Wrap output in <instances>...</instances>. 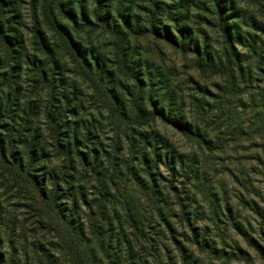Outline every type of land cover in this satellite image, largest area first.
Returning <instances> with one entry per match:
<instances>
[{
    "label": "rangeland",
    "instance_id": "374dc122",
    "mask_svg": "<svg viewBox=\"0 0 264 264\" xmlns=\"http://www.w3.org/2000/svg\"><path fill=\"white\" fill-rule=\"evenodd\" d=\"M7 1L11 23L25 40L22 56L41 61L47 58L41 39L35 36L41 29L47 44L55 46L51 12L61 5L78 12L80 6L94 11L92 0ZM126 1L134 6L133 15L144 20L140 21L144 29L150 28L145 23L149 11L157 13V27H169L177 37L174 21L181 15L189 18L190 50L152 35L136 36V53L150 66L145 71L151 72L154 86L148 90L156 96L154 100L170 108L161 106L165 118L157 116L143 128L111 120L71 60L59 54L55 57L62 68L50 76L55 89L41 84L38 67L23 59V71L14 75L15 83L4 95L11 101L9 111L1 114L6 102L0 100V131L3 125L12 126L24 131L21 140H25L27 129L38 130L29 138L37 135L45 156L35 163L25 159L26 172L44 178L48 202L56 200L61 209L70 210L74 220L89 227L87 243L96 241L90 231L91 217H109L114 223L111 235L133 242L134 257L130 258L123 243L118 264H140L139 255L147 256L145 264H264V3L230 0L227 13L233 14L230 22L238 28L234 48L242 69L232 78L203 74L195 67V48L200 44L208 45L201 53L203 61L223 58L224 40L214 26L216 0ZM68 3L70 7H66ZM90 31L86 29L85 38ZM109 38L97 31L89 42L110 58ZM5 72L8 70H0L1 75ZM59 94L70 96V102L61 100ZM73 106L78 115L67 111ZM48 114L59 120L67 116L69 126L77 131L75 147L82 154L97 150L99 165L104 164L106 153H119L121 170L115 186L103 188L98 176L86 172L77 157L71 163L58 156L48 138ZM180 121L193 131H181ZM154 134L159 136L161 153L169 150L176 157L174 172L164 160L156 161L154 148L143 142L142 135ZM18 137L15 135L17 142ZM21 147L18 144L15 150L21 151ZM144 149L146 163L140 155ZM16 175L0 164L3 264H72L62 248V227L55 208L39 200L41 188ZM185 209L191 214L190 223ZM132 219L145 231L139 240L133 238ZM95 254L97 264H112L99 250ZM90 257L93 264V255Z\"/></svg>",
    "mask_w": 264,
    "mask_h": 264
},
{
    "label": "trees",
    "instance_id": "16d2710c",
    "mask_svg": "<svg viewBox=\"0 0 264 264\" xmlns=\"http://www.w3.org/2000/svg\"><path fill=\"white\" fill-rule=\"evenodd\" d=\"M83 1L86 2L87 0ZM256 1L264 3V0ZM92 2L94 5L93 12H89L82 6H80V11L78 12L72 8H65V5H61L57 11L51 12L53 18L52 27L55 33V46L52 47L47 44L45 32H42L41 29L37 30L35 36L37 39H41V46H43V51L47 58L41 61L36 57L31 59L22 56V50L25 49V40L11 23L12 17L9 18V16L12 10L8 8L10 7L9 1L0 0V70H8V72L2 75L0 73V100L5 99L4 101L6 102V106L1 111V114L2 112L9 111L7 107L10 106L11 101L4 95L6 90L11 89L15 83L13 80L14 75L20 69L23 71V59L26 60L25 62L28 65L38 67V76L41 84L50 85L48 86L50 89H55V82L50 80V76L56 74V68L58 70L62 68L60 62L55 57L61 54V56H67L71 60L75 67V72L89 85L93 92L94 100L100 103L111 120L128 125L137 124L140 128H143L156 119L157 116L165 118V113L160 111L161 106H165L162 103L163 101L154 100L156 96H154L152 91L148 90L154 86L151 72L146 73L145 71V68L146 70L150 68L149 63L141 61L134 46L135 43H138L136 39L139 36L152 35L158 38V40L169 42L186 51V48L191 47L190 45L192 44L191 40L188 41V35L191 30L186 28L189 18L181 15L174 21L177 26V37L169 27L161 25V28V26H156L158 23L156 18L157 13L154 11L148 12L150 18L145 23L150 28L144 29L140 25V21L143 23L144 20L140 16L135 17L133 15L134 6L129 1L92 0ZM215 2L216 21L214 26L224 40L222 42L224 46L223 58H219L217 61H203L201 53L202 51H206L208 45L200 44L195 48V53H197L195 67L203 74H222L235 78V71L237 69L242 71L239 55L234 48V42L239 39L238 28L233 22H230V17L233 14L227 13L228 5L231 4L230 0H216ZM70 5L71 3H68L66 7H70ZM154 6L156 10H159L158 4H154ZM66 19L70 24L66 22ZM87 28L91 29V33L87 37L88 39L84 37ZM97 31H101L110 37L112 49L110 58L94 49L89 42L90 37ZM136 36L138 37L136 38ZM1 53H4V57H1ZM38 62L40 66L37 65ZM69 97L67 94L60 95V99L66 101L67 104L70 102ZM126 98H130L132 101ZM2 107L3 105L0 109ZM164 108V110H170L169 107L165 106ZM67 111H69L70 115H78L76 106L68 108ZM51 116V114L47 116L51 128V134L48 138L58 156L68 159L71 163L77 157L78 163L86 172H92L98 176L99 183L103 188L106 189L107 185L115 186V177H117L121 170L119 153L116 151L109 154L106 153L104 164L99 165L100 153L97 150L93 149L89 153L82 154L75 147L78 141L77 131L72 130L71 126H69L70 121L67 120V116H64L61 120L56 117L51 118ZM177 124L179 129L184 133L193 131L192 127L188 124H184L181 121ZM36 131L38 130L35 128L27 129L25 140H21V135L24 131L15 130L14 127L9 125H3V131H0V164L10 168V171L17 174L16 176L22 178V180H24L25 176L27 177L26 179L31 181L33 186L41 188L39 192L41 199L39 200L47 203L51 199L47 197L44 178L40 180L31 172H26L27 168L25 166V159L31 163H35L36 161L40 162L41 157L45 156V148L39 147L37 135L35 134L29 138ZM18 134L19 142L15 139V135ZM156 136V134L153 137L142 135L143 142L154 148L155 157H157L156 161L160 162L164 160L169 164L170 170L174 172L177 166L176 157L170 156L171 151L169 150L164 155L161 153L162 151L158 149L159 145L157 146L159 136ZM18 144L22 146L21 151L15 150ZM145 149L142 150L140 155L142 157L141 161L146 163L148 155ZM50 205L55 208L58 215L57 219L60 221L61 232L63 234L61 236L62 248L70 258L72 264H90V256L92 255L94 259L93 264H97L96 257L94 256L96 255L95 251L98 250L105 255L104 257L110 258L112 264H118L119 247L121 248L123 243L127 245L125 246L130 254V258L134 257L132 255V240L128 238L124 240L122 237L116 239L114 235H111L114 223L109 217L105 218L104 214L103 216L99 215V219L91 217L89 221L90 231L96 235V241L93 244L87 243L85 236H87L86 230H89V227L85 223H78L74 220V215L70 210L65 211L61 209L56 200H52ZM104 209L106 212L107 208ZM128 213L129 216L133 215L131 210ZM184 213L188 217L187 222L190 223V219H192L191 217L189 218L191 216L190 212L186 210ZM132 220L134 224H132L131 228L135 229L133 238L139 240L144 237L145 231L139 227V224L134 219ZM146 257L139 255L140 264L146 263ZM183 257V260L187 259L185 253ZM3 262L4 257L0 255V264H3Z\"/></svg>",
    "mask_w": 264,
    "mask_h": 264
}]
</instances>
